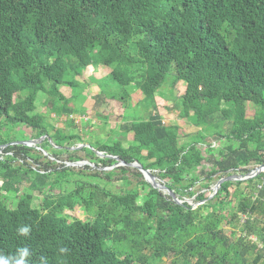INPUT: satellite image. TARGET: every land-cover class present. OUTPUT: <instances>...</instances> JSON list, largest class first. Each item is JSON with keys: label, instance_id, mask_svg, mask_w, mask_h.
<instances>
[{"label": "trees", "instance_id": "16d2710c", "mask_svg": "<svg viewBox=\"0 0 264 264\" xmlns=\"http://www.w3.org/2000/svg\"><path fill=\"white\" fill-rule=\"evenodd\" d=\"M97 64L111 71L101 85L121 90L109 94L102 88L97 105L112 97L126 103V87L133 85L151 107L147 120L133 118L124 127L138 145L97 142L85 149L87 161L102 168L124 165L84 176L90 167L81 173L66 164L50 168L60 155L55 151L42 171L13 165L39 158L31 148L0 140L6 146L0 156V251L27 246L31 264L41 256L49 264H264V172L224 182L211 198L197 192L232 173L246 176L250 165H264V0H0V133L18 130L22 136L18 128L24 127L30 141L44 137L41 144L48 147L84 145L74 131L62 136L46 115L35 113V103L46 93L76 129L70 116L85 99L75 91V77ZM178 82L186 87L176 98ZM165 83L177 118L194 116L197 143L179 145V128L164 126L155 114V91ZM247 103L254 107L250 119ZM222 140L224 145L212 146ZM135 162L177 200L196 196L198 207L154 189L127 166ZM205 162L210 171L202 179L190 177ZM117 174L123 189L111 184ZM128 175L136 178L134 187ZM23 178L27 192L20 189ZM63 184L73 189L50 194ZM33 192L42 195L38 207ZM76 207L87 219L69 220L64 210ZM22 224L32 227L28 237L16 232ZM60 244L71 250L66 257L57 252Z\"/></svg>", "mask_w": 264, "mask_h": 264}, {"label": "rangeland", "instance_id": "374dc122", "mask_svg": "<svg viewBox=\"0 0 264 264\" xmlns=\"http://www.w3.org/2000/svg\"><path fill=\"white\" fill-rule=\"evenodd\" d=\"M80 76L75 77V81L80 83V86L76 88L77 95L81 94L84 96V101L80 104L77 102L76 107L79 111L76 115H71V119L74 120L76 125V129H72L71 127L66 125V115L61 114V106H53V99L49 97L46 93H39L37 96V100L35 103L36 110L35 113L43 114L48 117L49 122L54 126V128L59 129L62 136H68L72 131L73 134L76 133L77 136L83 138L84 145L66 143L63 145L64 149L60 150L59 147H48L46 145H42L41 143L37 145V147H31L32 155L36 158H39L38 162H33L29 160H18L13 165L19 166L21 165L23 168H31L36 169L39 171L43 170L44 164L47 162H53L55 158L51 156L53 154L52 151L56 153H60L59 158L55 160L52 164H50V168H57L60 165L66 164V167H70L72 171L75 173H81V170H84L87 166L91 169L85 170L82 172L84 176L93 175L95 173L106 172L115 170L117 167L122 165L118 163L111 168H102L99 163L96 161H87L85 154V149H94L97 146V142L99 144H106L110 146L113 142L119 143L123 149H128L132 146L138 145L133 141V135L131 132H127L124 130L125 126L129 125V122L134 118L138 119V121H145L150 117L151 107H149L145 102L142 103L143 96L139 93L134 87L127 86L126 92L128 94L129 100L124 103L118 99V97L107 98L102 100L100 105L95 103L96 97L100 94L102 88L105 89L107 93L119 94L120 89L118 86H113L107 88V83L105 84L99 82L100 80L105 79L110 74V69L102 64L97 65H89L88 67L79 70ZM185 83L178 82L175 87V97H181L185 91ZM154 101L156 104V111L155 114L160 118L162 124L164 126H173L179 128V139L178 144L184 145L183 147L190 146L197 142L192 141V138L198 135L199 128L195 124V118L192 114L189 115L187 119L179 120L177 118L178 111L173 109V99L170 94V89L168 85L161 84L155 91ZM61 93L65 96V98H69L71 96V91L67 87H63L61 89ZM14 100L16 101L17 98L15 97ZM74 103V102H73ZM70 108L74 106L72 104L69 105ZM75 109V108H74ZM246 109V117L252 118L254 114V107L251 103L245 104ZM76 110V109H75ZM33 114V113H32ZM22 134L20 135L18 130L16 132H6L5 130L0 133V140L12 141L9 145H14V143H18L17 145H21L20 143L29 142V137L31 136V132L29 129L21 127L18 128ZM60 135V136H61ZM78 136V137H79ZM17 139V142H14ZM19 139L21 141H19ZM210 142L212 138L208 139ZM213 142V141H212ZM214 143V142H213ZM224 141L222 140L219 144H213L214 148H217L224 145ZM50 145V142H49ZM92 148H90V147ZM84 148L83 151L80 148ZM2 147H0V156L3 155ZM95 153V151H93ZM96 154V153H95ZM54 155V154H53ZM144 155V154H142ZM69 156L78 158L81 161L69 163L68 159ZM100 157V155H99ZM211 165L208 162L202 163L201 166L197 167L191 172L190 177L202 179L204 174L210 171ZM256 166L250 165L247 169L254 170ZM129 169H132L129 167ZM72 171H66L64 173L65 176H70L71 178L74 177ZM204 173V174H201ZM262 173V172H261ZM83 175L79 179H83ZM201 175V176H200ZM242 173H232L231 176L239 177L241 180L245 178L242 176ZM57 181H61V177L55 176ZM121 176L116 175L112 179L113 188L123 189L124 182L119 180ZM128 180L131 182V187H134L137 183L136 178L133 175H128ZM76 178V176H75ZM29 180L27 178H23V182L20 186V189L27 192ZM157 183H161V181L156 179ZM1 179H0V186H1ZM264 183V181H263ZM59 185V184H58ZM56 186L53 188V191L50 193L51 195H57L63 190L67 189L70 191L73 189V185L63 184L62 186ZM216 183H213L208 191L199 190V186L196 185L194 191L199 193H206L208 198H211L214 192V186ZM130 187V188H131ZM22 190V191H23ZM234 189H231L233 191ZM165 193V192H164ZM198 194V193H197ZM33 198V206L38 207L40 201L42 199V195L38 194L37 192L31 193ZM196 197V196H195ZM195 197L192 198H183L179 201V204L186 202L188 205H191L193 209L197 208L199 203L195 202ZM64 213L68 215L69 220L76 218L78 220H85L87 219L86 214L82 208L76 207L74 211L64 210ZM242 220L245 219L244 216H241ZM224 227V224H222ZM230 228H226V232H229ZM239 237V234H236L231 240L235 242ZM252 239V238H251ZM166 261L162 259V263L164 264Z\"/></svg>", "mask_w": 264, "mask_h": 264}, {"label": "water", "instance_id": "95a60500", "mask_svg": "<svg viewBox=\"0 0 264 264\" xmlns=\"http://www.w3.org/2000/svg\"><path fill=\"white\" fill-rule=\"evenodd\" d=\"M44 140V137L38 139V140H31L29 142H25V143H20L21 145L31 148V147H36L38 144H40L42 141ZM18 144V143H15ZM6 146H3L2 148H5ZM97 156L100 155V157H103L102 154L97 153ZM115 160L118 161V159L114 158ZM121 163V162H119ZM122 165H124L123 163H121ZM118 165V164H117ZM128 167L137 169L139 171V173L142 175L144 181L149 184L150 186H152L154 189H158L160 192L162 193H166L167 195H169L176 203H179V201L175 198V196L168 191L161 183H157L156 182V178L152 175V173L148 170H143L142 167L138 164V163H132V164H128ZM261 172H264V165L263 166H258L256 167L254 170H252L250 173H248L245 178H243L242 180L239 177H235V176H230V177H225L220 179L216 185L214 186V192L213 195L214 196L216 194V192L218 191L220 185L224 182H228V181H243V180H249L252 179L254 177H256L258 174H260ZM211 196V197H212Z\"/></svg>", "mask_w": 264, "mask_h": 264}, {"label": "clouds", "instance_id": "9594fccd", "mask_svg": "<svg viewBox=\"0 0 264 264\" xmlns=\"http://www.w3.org/2000/svg\"><path fill=\"white\" fill-rule=\"evenodd\" d=\"M31 231L32 227L28 224H22L16 229L17 234L22 237H28ZM70 251V248L63 244L57 247V252L61 258L66 257ZM32 255L33 252L27 246L17 248L15 253L12 254H5L3 251H0V264H31ZM39 264H49L47 257L41 256Z\"/></svg>", "mask_w": 264, "mask_h": 264}, {"label": "built area", "instance_id": "2783aa9c", "mask_svg": "<svg viewBox=\"0 0 264 264\" xmlns=\"http://www.w3.org/2000/svg\"><path fill=\"white\" fill-rule=\"evenodd\" d=\"M251 239V238H250ZM251 240H254V238H252Z\"/></svg>", "mask_w": 264, "mask_h": 264}]
</instances>
